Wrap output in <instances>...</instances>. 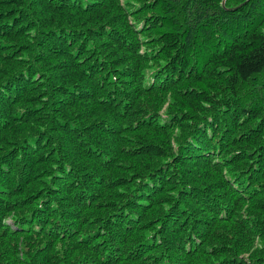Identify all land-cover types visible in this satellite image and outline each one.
<instances>
[{"label":"trees","instance_id":"obj_1","mask_svg":"<svg viewBox=\"0 0 264 264\" xmlns=\"http://www.w3.org/2000/svg\"><path fill=\"white\" fill-rule=\"evenodd\" d=\"M0 0V264H264V0Z\"/></svg>","mask_w":264,"mask_h":264},{"label":"water","instance_id":"obj_2","mask_svg":"<svg viewBox=\"0 0 264 264\" xmlns=\"http://www.w3.org/2000/svg\"><path fill=\"white\" fill-rule=\"evenodd\" d=\"M225 5H226V0L223 1V6H225Z\"/></svg>","mask_w":264,"mask_h":264}]
</instances>
